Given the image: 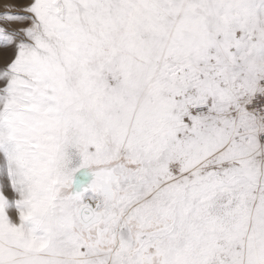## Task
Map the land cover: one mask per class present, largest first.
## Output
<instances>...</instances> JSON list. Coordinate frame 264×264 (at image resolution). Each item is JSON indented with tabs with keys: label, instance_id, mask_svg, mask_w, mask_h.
<instances>
[{
	"label": "snow or ice",
	"instance_id": "obj_1",
	"mask_svg": "<svg viewBox=\"0 0 264 264\" xmlns=\"http://www.w3.org/2000/svg\"><path fill=\"white\" fill-rule=\"evenodd\" d=\"M0 264H264V0H0Z\"/></svg>",
	"mask_w": 264,
	"mask_h": 264
}]
</instances>
